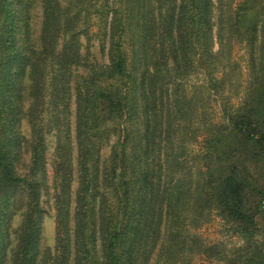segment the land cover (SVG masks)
Here are the masks:
<instances>
[{"label": "trees", "instance_id": "obj_1", "mask_svg": "<svg viewBox=\"0 0 264 264\" xmlns=\"http://www.w3.org/2000/svg\"><path fill=\"white\" fill-rule=\"evenodd\" d=\"M41 4L35 41L29 0H0V264L18 203L23 220L13 264H38L40 255L46 147L41 125H33L30 156L21 162L27 76V113H44L48 103L63 132L68 118L62 113L70 111V82L77 76L79 186L73 194L67 154L57 170L53 264L72 258L74 264H192L196 255L206 256L199 264H264V68L237 104L221 103L218 126L207 109L211 92L222 86L217 72L225 67L224 47L250 31L241 11L254 6L245 1L234 7V0ZM92 27L102 43L109 36L107 65L81 55L80 38ZM85 66L88 73L74 75ZM198 70L206 73L202 84L194 83ZM49 94L58 98L45 101ZM109 120L119 139L101 177L97 140ZM213 211L245 237L229 255L195 231Z\"/></svg>", "mask_w": 264, "mask_h": 264}, {"label": "rangeland", "instance_id": "obj_2", "mask_svg": "<svg viewBox=\"0 0 264 264\" xmlns=\"http://www.w3.org/2000/svg\"><path fill=\"white\" fill-rule=\"evenodd\" d=\"M247 1L248 4L253 5L252 9H244L241 11L242 18H245L244 25L250 28V31L236 34L231 37L227 45L224 47L223 61L225 67L222 66L221 70L217 72L218 76L223 77L222 86L219 92H211L209 96L208 111L212 123L218 126L223 121L222 113V102L228 103L229 105L237 104L245 95L246 91L252 83L256 80L257 74L263 73L264 68V0H234V7ZM31 9V36L33 40H37L40 34V30L43 23V9L41 0H29ZM216 3V0H215ZM214 30L216 33V21L218 22V10L214 9ZM91 35L82 36L81 42V55L87 62L97 65L109 64V36L105 42L102 43L99 40L96 27H92ZM216 36V35H215ZM214 50L219 48L216 37H214ZM84 68V69H83ZM74 71V75L86 74L90 71L89 66H85ZM194 83L202 84L205 82L206 73L198 70L197 74L194 75ZM70 82V111L69 113H62L67 115L68 121L66 120V130L63 132V125L54 124V111L53 107L49 106L48 103L45 105L44 113H37L36 116L31 117L28 112V107L31 103L29 92L30 83L28 76L25 80L26 89L21 101L23 107L21 108L20 118V129L25 134L26 143L24 145V154L22 163L28 162L30 156V150L32 148V136H33V125H41L44 143H45V155H46V170H47V182L43 187L41 204L45 208L42 220V238L40 243V255L38 258V264H53V259L56 256V247L58 244V232H57V207H56V196L59 193V185L56 189V184L59 183L57 170L61 169L65 162V156L70 155L71 162L73 165L72 173V191L79 186L78 181V150L79 142L77 138L78 134V102L76 80L77 76ZM81 78V77H79ZM83 82H81L82 84ZM197 83V84H198ZM49 87V86H48ZM190 91V84L188 87ZM199 89V87H198ZM51 90H49L50 93ZM208 92H205L207 95ZM57 96V95H56ZM52 99H56L57 97ZM51 95H47L45 101H51ZM52 102V101H51ZM41 116V117H40ZM32 118V119H31ZM41 119V121H39ZM108 129V132L103 138L97 140V146L100 149L98 159V173L102 177V171L110 163L112 149L118 142L119 134L114 130L113 121H108L103 124ZM215 129V128H214ZM69 132L68 134H66ZM204 135L200 136L198 142L192 145L194 151H199L200 142H203ZM65 148L64 150L62 149ZM216 158V157H214ZM213 166L212 162H206V164ZM208 164V165H209ZM24 167H20V171H23ZM102 179V178H101ZM23 205L18 203L16 213L14 214L11 224L9 226V245L7 247L5 264H13L15 256V249L17 246V235L18 230L23 220ZM228 225L219 215L211 212L209 219L197 227L195 231L201 235L204 241L209 245H217L218 251L229 255L231 251L242 246L245 242V237L236 234L230 230ZM202 257V258H201ZM203 255L194 256L191 261L192 264H199L203 260ZM206 259V256L204 257ZM190 263V259H189ZM69 264H74L73 258ZM179 264V263H177Z\"/></svg>", "mask_w": 264, "mask_h": 264}]
</instances>
